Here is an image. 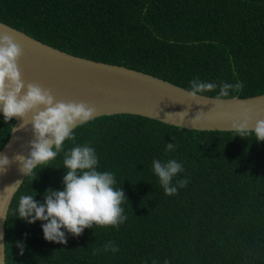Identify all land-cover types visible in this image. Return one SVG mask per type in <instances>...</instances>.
Instances as JSON below:
<instances>
[{
    "label": "trees",
    "instance_id": "1",
    "mask_svg": "<svg viewBox=\"0 0 264 264\" xmlns=\"http://www.w3.org/2000/svg\"><path fill=\"white\" fill-rule=\"evenodd\" d=\"M0 21L68 53L186 89L193 79L217 85L203 94L217 96L224 83L242 84L229 96L264 92V0H0ZM11 123L0 114V146ZM73 135L13 192L4 264H264V141L254 134L112 113L78 125ZM166 143L174 149L166 151ZM85 144L95 149L97 170L113 173L114 188L125 193L127 219L78 237L61 229L65 244L46 241L45 222L17 216L20 197L42 204L46 189L62 190L65 152ZM171 159L183 167L173 185L185 177L188 184L167 196L152 162ZM109 242L119 252L104 251Z\"/></svg>",
    "mask_w": 264,
    "mask_h": 264
},
{
    "label": "clouds",
    "instance_id": "2",
    "mask_svg": "<svg viewBox=\"0 0 264 264\" xmlns=\"http://www.w3.org/2000/svg\"><path fill=\"white\" fill-rule=\"evenodd\" d=\"M22 55V48L10 36L0 35V113L6 122L14 117L19 118L22 121L19 125L21 129L31 125L33 135L28 144L27 156L17 153L9 159L7 155H0V173L6 172L11 164L16 163L19 172L27 176L38 166L54 160L63 150L66 140L75 141L73 129L94 119L96 108L85 102L57 100L49 89L37 83H25L18 67ZM216 87L215 83L193 79L187 95L195 100L198 94L215 90ZM241 88L240 83H224L213 100V108L223 107L222 98L229 96L230 89L238 91ZM181 113L182 118L187 116V111ZM29 114L30 119H25ZM240 115L242 119L233 121L231 125L237 136L243 138L254 134L256 141H264V119L257 120L254 127L250 128L248 110L243 109ZM200 117V113H197L192 121L197 122ZM173 149V143H166V151ZM63 165L67 171H64L62 178V190L46 189L42 204L34 200L33 195L20 197L17 216L21 220L29 224L37 220L45 222L41 225L43 238L65 244V231L78 237L85 228H93V225L117 228L127 219L121 207L125 201L128 202L127 197L121 187L114 188L116 180L113 173L97 170L98 157L94 148L87 144L72 147L65 152ZM152 169L167 196L175 195L178 188L188 184L185 177L173 185L174 177L183 172L182 165L175 159L167 162L153 160ZM18 247L23 254V245L18 244ZM104 251L116 253L119 248L109 242Z\"/></svg>",
    "mask_w": 264,
    "mask_h": 264
},
{
    "label": "water",
    "instance_id": "3",
    "mask_svg": "<svg viewBox=\"0 0 264 264\" xmlns=\"http://www.w3.org/2000/svg\"><path fill=\"white\" fill-rule=\"evenodd\" d=\"M0 35L10 36L22 48L18 67L25 83L33 82L49 89L57 100L94 106L95 116L132 113L205 130H231L233 121L242 119L240 113L245 108L250 128L257 120L264 119V92L223 97V107L216 109L213 100L217 96L200 93L192 100L187 95L190 89L121 64L68 53L2 21ZM184 111L187 116L182 118ZM197 113H200V119L192 121ZM25 119H30V114ZM21 122L19 118L12 119L6 140L0 146V155H7L9 159L17 153L27 156L33 135L31 125L19 128ZM18 169L19 165L13 163L6 172L0 173V264H4L3 223L8 203L25 175Z\"/></svg>",
    "mask_w": 264,
    "mask_h": 264
}]
</instances>
